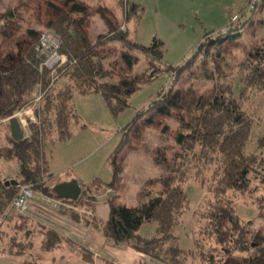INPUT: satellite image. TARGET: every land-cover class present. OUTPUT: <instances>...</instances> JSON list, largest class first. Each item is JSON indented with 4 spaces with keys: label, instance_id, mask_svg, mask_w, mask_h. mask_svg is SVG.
<instances>
[{
    "label": "trees",
    "instance_id": "1",
    "mask_svg": "<svg viewBox=\"0 0 264 264\" xmlns=\"http://www.w3.org/2000/svg\"><path fill=\"white\" fill-rule=\"evenodd\" d=\"M135 8L137 6L133 5L126 10L127 19L130 10ZM96 13L108 28L106 34L96 39L90 33L92 7L83 0H24L0 15V122L13 118L33 104L36 91L42 96L41 104L34 109L36 121L29 123L30 134L21 141H15L11 134L9 145L5 151H0L1 158L8 162L17 161L19 167L16 178L0 175V234L6 220L10 219L11 207L19 196L20 186H30L42 196L62 200L61 205L68 203V206L85 207L89 203L84 201V193L77 200L65 199L58 193L59 185L52 190L46 185V175L53 177L48 173L45 158L49 136L55 128L53 143L71 137V122L77 118L70 107L75 93L101 94L110 112L117 116L129 107L131 96L140 89V83L147 76L145 72L132 77L130 73L120 70V81L112 80L116 70L105 64L111 52L105 49L109 42L119 41L124 45L121 57L128 72L140 60L134 51L147 53L155 50L153 46L146 47L130 41L110 8L100 5ZM250 20L251 17H248L226 33H206L187 62L167 69L172 72L169 88L161 91L123 129L126 136L110 158L114 174L110 187H114L117 182L118 155L131 139H138L139 132L142 133L145 128H161L164 133L171 131L175 142L184 150L178 157L183 161L178 163L175 159L170 164L162 158L157 159L158 164L170 170V174L162 179L161 190L157 194L150 193L147 201L133 207L122 202H110V216L103 229L107 239L163 264H187L188 259L196 255L195 251L206 264H264V235L258 232L251 236L250 241L247 240L248 232L237 213V206L227 197L231 191L241 194L249 192L253 174L264 185V174L260 172L261 168L264 170V156L245 152L252 131L251 119L242 102L234 96V86L218 81L224 67L221 66L222 61L226 55H231V48L238 45V36ZM258 22L263 24L262 21ZM46 33H51L58 40L57 53L67 57L61 66L49 68L45 65L47 55L43 52V37ZM158 55L163 57L160 52ZM242 66L245 68L240 81L243 84L242 91L247 88L263 91V42L246 51ZM161 71L158 68L153 70L149 78ZM186 73L196 82H213V87L203 93L195 89L194 82L179 88ZM63 77L68 79V84L55 91V83ZM224 78L227 79L226 76ZM170 119L178 123V129L174 132L168 124ZM260 145L264 147V137ZM194 151V158L207 159L211 156L210 161L215 160L217 167L208 190L213 194V199L202 212L204 224L200 237L195 242V249H185L176 244L174 229L189 207L185 190L187 174L183 167ZM259 201V214L262 216L264 195ZM91 206L88 211H93L94 207ZM80 217L97 227L98 219L95 216L84 214ZM30 222L27 217L14 226L16 233L23 230L25 237L24 240H20L17 234L11 237L10 253L15 256H23L33 247L31 236L35 228H29ZM145 223L157 224L156 233L150 238L140 233ZM42 234L44 239L41 248L46 252L57 249L62 243L71 244L72 241L53 228H43ZM203 239L221 246L217 250L222 254L220 259H217L214 249H205ZM170 242L174 244L168 247ZM82 247L80 253L83 262L121 264L107 257L96 259L93 251ZM251 250H254L253 254L234 255L235 252L246 253Z\"/></svg>",
    "mask_w": 264,
    "mask_h": 264
},
{
    "label": "rangeland",
    "instance_id": "2",
    "mask_svg": "<svg viewBox=\"0 0 264 264\" xmlns=\"http://www.w3.org/2000/svg\"><path fill=\"white\" fill-rule=\"evenodd\" d=\"M23 1L0 0V15ZM83 1L92 7L90 33L93 39L108 32L105 22L96 13V9L104 5L116 14L130 41L146 47L153 46L155 51L147 53L134 51L140 60L133 70L128 72L121 57L124 45L119 41L109 42L105 49L111 52L105 64L108 68L116 70L113 81H120V70L130 73L132 77L147 72V76L140 83V89L131 96L129 107L114 116L101 94L75 93L70 107L77 118L71 122V137L53 143L56 137L55 128L49 136L45 147V158L48 163V173L53 177L49 178L46 175V185L52 190L58 184L76 183L81 188L80 195L85 194L84 201L89 202L87 205L92 204L88 207H94L93 211H88L87 205L85 207L68 206V203L61 205L62 201L53 202L54 199L48 203H41L43 202L39 197L41 195L36 192L30 202L29 213L21 214L17 210H12L10 219L6 220L0 234V264H97L82 261L80 253L82 246L88 249L94 247L96 259L107 257L122 264H163L134 249L133 252L130 251V247L118 245L107 239L103 233L104 223L110 216V202H122L133 207L147 201L150 193L157 194L162 188V179L170 174V170L158 164L157 159L162 158L170 164L176 159L179 163L183 159L178 157L184 150L175 142L171 131L164 133L161 128H145L142 133L139 132L138 139H131L127 147L118 155L119 173L114 187L109 186L114 179L110 158L122 138L126 136L123 130L126 125L139 111L156 99L161 91L169 88L172 83V72L167 69L179 67L187 62L195 54L206 33H226L231 29L233 14L241 13L247 7L249 0ZM133 5L137 8L130 10L127 19L126 10L131 9ZM249 17L251 20L238 36V45L232 47L231 55H226V59L222 61L221 66L224 67L221 69L222 73L218 81L234 86V96L242 102L244 110L251 119L252 131L245 152L263 157L264 147L260 145V140L264 137V90L247 88L242 91L243 84L240 81L245 74L242 59L246 51L264 43V2L250 13ZM258 21H262L263 24L260 25ZM46 36L49 42L46 43L44 53L49 60L54 53H57L58 40L51 33H46ZM159 52L163 57H159ZM60 57L59 66L67 61L66 56ZM198 65H201L200 60ZM157 68L163 71L149 78V73ZM190 77L191 75L186 73L178 87L183 88L194 82L195 89L199 93L211 90L213 87V82L204 80L196 82ZM67 84V78H60L55 83L54 89L58 91ZM37 96H40L39 91L34 94L33 104L18 112L19 115H14L18 118L26 137L30 134V121H36L34 109L41 102L36 101ZM10 120L11 118L0 122L1 152L9 145ZM168 124L173 132L178 129L175 119H170ZM194 153L195 151L190 153L183 167L187 174L185 190L189 198V207L181 216L180 224L174 229L176 244L185 249H195V242L200 237L201 226L204 224L202 212L206 204L213 199V194L208 190L217 167L215 160L210 161L211 156L207 159L194 158ZM18 169L17 161L8 162L0 157L1 177L16 178ZM260 172L264 174L262 168ZM255 176L252 175L249 192L241 194L231 191L227 194L237 206V213L245 225L249 241L251 236L258 232L264 235V214L260 216L258 208L261 203L259 199L264 195V185ZM37 202L41 203L40 206ZM54 204L56 206L53 207ZM42 207H45L44 213L41 212ZM84 214L95 216L98 219L97 227L89 224L84 217H80ZM27 217L32 221L29 228H35V233L31 236L33 247L23 256H15L10 253L11 237L16 234L20 240H24L25 237L23 230L16 233L14 226L16 223H22ZM45 227L58 229L61 234L72 240L71 244L62 243L57 249L49 252L42 250L41 244L44 239L42 229ZM156 228V223H145L140 233L143 237L150 238L155 235ZM173 244L170 242L167 246ZM203 244L205 249L215 250L217 259L221 258L222 254L217 251L221 246H217L209 239H203ZM253 253L254 250H251L246 253L235 252L234 255L240 257ZM195 254L188 259L187 264H206L199 257L198 251H195Z\"/></svg>",
    "mask_w": 264,
    "mask_h": 264
},
{
    "label": "built area",
    "instance_id": "3",
    "mask_svg": "<svg viewBox=\"0 0 264 264\" xmlns=\"http://www.w3.org/2000/svg\"><path fill=\"white\" fill-rule=\"evenodd\" d=\"M263 2V0H249L248 5L246 9L241 12V13H235L232 16L231 19V24L232 28L238 27L245 19H247L254 10L258 8V6ZM243 32V31H242ZM56 39V38H55ZM49 40H47V36L45 35L43 37V49H46V43H48ZM58 47V45H57ZM43 50V52H44ZM51 58V57H50ZM61 57L57 54L54 53L51 59L46 60L45 65L48 66L49 68H53L57 65H59L61 62L59 61ZM42 96H37L36 101H41ZM19 115V114H17ZM16 117V116H14ZM28 136V135H27ZM36 192L30 187V186H20V193L17 199L14 201L11 211L12 210H17L21 214H27L30 212V202L34 198Z\"/></svg>",
    "mask_w": 264,
    "mask_h": 264
},
{
    "label": "water",
    "instance_id": "4",
    "mask_svg": "<svg viewBox=\"0 0 264 264\" xmlns=\"http://www.w3.org/2000/svg\"><path fill=\"white\" fill-rule=\"evenodd\" d=\"M10 126H11V134H12V137L15 141H21V140L26 138L25 132H24L23 128L21 127V124H20L18 118H16V117L11 118ZM73 186L75 189L71 193H67L64 195L61 192V190L63 187L65 188L66 186L59 185L58 193L61 195V197L65 198V199L77 200L80 197L81 188L78 185H73Z\"/></svg>",
    "mask_w": 264,
    "mask_h": 264
},
{
    "label": "crops",
    "instance_id": "5",
    "mask_svg": "<svg viewBox=\"0 0 264 264\" xmlns=\"http://www.w3.org/2000/svg\"><path fill=\"white\" fill-rule=\"evenodd\" d=\"M58 185H63V186H66L65 188L63 187L62 188V190H61V192L65 195V194H67V193H71L75 188H74V186L73 185H77L76 183H74V182H72V183H64V184H58ZM40 195V194H39ZM60 195V194H59ZM61 196V195H60ZM81 196V195H80ZM39 197H41V201H43V202H41V203H44V202H49V201H52L50 198H47V197H45V196H43V197H45V198H47L48 200H44V198L42 197V195L41 196H39ZM63 198V197H62ZM57 200V199H56ZM56 200H53V202H56ZM61 201L62 200H57V202H60L61 203ZM40 202H37V205L38 206H40V204H41ZM37 206V207H38ZM54 206H56V204H54L53 205V207ZM41 208V207H40ZM43 208V210H41V212H43L44 211V208L45 207H42ZM39 210V211H40ZM44 213V212H43ZM58 230V229H57ZM60 232V231H59ZM94 247H89V249L91 250V251H94V249H93ZM130 251H132L133 252V249L132 248H130ZM122 264V263H121Z\"/></svg>",
    "mask_w": 264,
    "mask_h": 264
}]
</instances>
